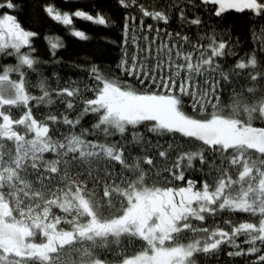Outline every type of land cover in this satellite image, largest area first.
Wrapping results in <instances>:
<instances>
[{
    "label": "snow or ice",
    "instance_id": "6c2138e0",
    "mask_svg": "<svg viewBox=\"0 0 264 264\" xmlns=\"http://www.w3.org/2000/svg\"><path fill=\"white\" fill-rule=\"evenodd\" d=\"M117 2L126 10L137 5V0ZM200 3L217 6L216 17L228 10L264 15V0ZM4 8L16 5L0 0ZM177 8L182 27L202 25L199 16L189 20L175 0L166 10L140 5L141 29L143 18L169 23V13ZM43 10L81 41L89 37L72 27L74 18L94 26L110 24L100 12L69 13L51 5ZM135 20L124 16L119 75L93 65L89 82L51 88L49 78L38 72L34 49L21 51L37 34L11 14L0 16V53L17 60L0 69V264H69L70 256L71 264H197L199 255H213L222 245L235 249L229 257L254 255L252 264H264V60L259 59L264 42L257 43L253 29V51L225 70L219 59L236 53L223 33L219 38L215 30L198 34L205 45L169 32L158 44L159 29L156 37L141 36ZM129 43L136 49L130 56ZM62 46L50 43L53 57ZM29 72L40 77L36 84ZM244 73L249 86L233 88L225 103L223 86ZM32 88L41 95H33ZM56 103L65 106L61 116L34 118L33 104ZM14 109L22 112L19 118ZM73 111L75 119L67 114ZM89 115L94 122L77 131ZM61 124L67 130L54 135L50 125ZM129 144L141 154L126 155ZM194 171L205 177L199 186L187 178ZM224 213L229 230L197 223L211 217L215 224ZM233 214L258 222L234 223ZM241 236L246 251L237 243ZM109 254L112 261L106 259Z\"/></svg>",
    "mask_w": 264,
    "mask_h": 264
},
{
    "label": "trees",
    "instance_id": "16d2710c",
    "mask_svg": "<svg viewBox=\"0 0 264 264\" xmlns=\"http://www.w3.org/2000/svg\"><path fill=\"white\" fill-rule=\"evenodd\" d=\"M16 5L14 10L4 8L0 10V16L4 14H11L18 18V22L22 25L23 29L30 30L37 35L30 38V47H25L21 51L29 52L31 49L32 56L40 61L37 65L38 72L44 77L49 78L51 88H64V87H77L81 86V82H89L88 73L90 68L95 65L98 66L102 72L113 73L119 75L117 71V65L119 64L123 52V25L125 14L134 15L136 17L135 27L139 35L147 34L150 38L157 36V29H159V39L157 43L167 40V33L173 34L180 32L182 35L190 36L194 42L204 43L206 41H198V34H203L206 30H215L218 34L223 33V39L228 42L231 49L236 53L234 56H226L219 59V63L225 70L233 67L237 61L246 60L248 54L254 49V43L251 40L253 29H256L255 39L257 43L264 42V15L257 17L250 10H245L243 13H238L235 10H228L220 17L214 15L217 6L208 4L202 5L200 0H179L182 7L185 8V15L190 20L199 16L202 20V25L192 26L187 24L181 26L178 19L179 8L169 13V23L165 24L159 21H153L150 17L143 18V29H141L142 13L139 11V6L143 5L146 10H166L170 3L175 0H137V5L131 9H124L118 6L117 0H12ZM51 5L62 12L72 13L78 9L84 10L96 15L97 12L102 13L109 18L110 24L108 27L94 26L89 22H82L79 19L74 18L73 26L76 30H83L89 37L87 40L81 41L69 34L70 29L57 24L52 21L44 12V7ZM132 24V21H129ZM148 25H152V30L149 32ZM131 35V33H130ZM175 39V37H173ZM58 42L63 46L55 50V57H53L50 50V43ZM141 46L145 45V41H140ZM128 52L129 56L136 51L135 47L129 43ZM185 50H191L186 46ZM8 51H11L9 49ZM143 55V54H141ZM194 55H198L195 53ZM166 59V57H165ZM264 60V56L259 57ZM17 63L15 56H7L0 53V69L5 66H14ZM129 63H131L129 59ZM27 71V69H25ZM13 79H16L13 74ZM39 76L35 72L28 73V79L32 84H36L39 80ZM76 81V83H72ZM202 84V80L200 81ZM264 83V82H262ZM249 86L247 80V74H242L239 78L233 77L231 84H225L223 86L222 99L227 103L230 99L232 89L235 88L240 91L242 88ZM31 93L35 96L41 95L38 88L30 89ZM89 98L92 97L91 93L87 94ZM55 99V96L53 95ZM79 103V101H77ZM185 103H188V98L185 97ZM186 111L191 113L190 108H186ZM32 112L34 118L38 121L44 120L48 114H56L61 116L65 112V106L60 103H56L50 107L35 106L33 104ZM13 114L16 118L22 115L21 111L13 110ZM70 118L75 119L76 112L67 113ZM92 117L89 115L82 120L80 126L77 127L79 131L80 127L89 128L93 123ZM54 130V135L59 136L61 132L66 131L64 125H50ZM58 129V130H57ZM143 131V129H142ZM151 139V134H147ZM119 140V137L115 138ZM130 139V137H129ZM165 144L167 141H162ZM179 143V140H177ZM126 155L135 157L140 155V149L129 144L125 150ZM199 167L197 163V168ZM117 168L119 166L117 165ZM187 178L196 180L198 185L205 177L199 172L187 173ZM56 215L63 216L59 209L53 210ZM229 219V214L224 213L221 216L215 218L216 223H213V218L208 220L199 226L215 228L220 226L229 230V226L224 225L223 221ZM231 219L234 223L252 221L258 222L257 218L250 217L247 214H233ZM65 228L68 225H63ZM244 237H238L237 243L240 244L244 250H247L248 245L244 243ZM135 247V245L128 246ZM235 250L232 246L222 245L221 248L213 255H199L197 257V264H252L255 256H242V257H229L228 252ZM69 264L74 257H68ZM106 259L112 261L111 254L106 256Z\"/></svg>",
    "mask_w": 264,
    "mask_h": 264
},
{
    "label": "rangeland",
    "instance_id": "374dc122",
    "mask_svg": "<svg viewBox=\"0 0 264 264\" xmlns=\"http://www.w3.org/2000/svg\"><path fill=\"white\" fill-rule=\"evenodd\" d=\"M199 186V185H198Z\"/></svg>",
    "mask_w": 264,
    "mask_h": 264
}]
</instances>
